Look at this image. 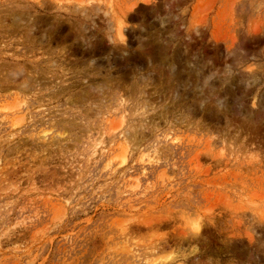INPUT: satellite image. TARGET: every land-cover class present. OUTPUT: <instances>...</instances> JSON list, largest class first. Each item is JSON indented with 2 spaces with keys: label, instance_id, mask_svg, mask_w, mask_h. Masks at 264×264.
Instances as JSON below:
<instances>
[{
  "label": "rangeland",
  "instance_id": "obj_1",
  "mask_svg": "<svg viewBox=\"0 0 264 264\" xmlns=\"http://www.w3.org/2000/svg\"><path fill=\"white\" fill-rule=\"evenodd\" d=\"M0 264H264V0H0Z\"/></svg>",
  "mask_w": 264,
  "mask_h": 264
}]
</instances>
